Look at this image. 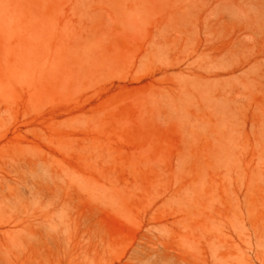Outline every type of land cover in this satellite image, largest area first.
I'll return each mask as SVG.
<instances>
[{
	"label": "rangeland",
	"instance_id": "obj_1",
	"mask_svg": "<svg viewBox=\"0 0 264 264\" xmlns=\"http://www.w3.org/2000/svg\"><path fill=\"white\" fill-rule=\"evenodd\" d=\"M0 264H264V0H0Z\"/></svg>",
	"mask_w": 264,
	"mask_h": 264
},
{
	"label": "bare ground",
	"instance_id": "obj_2",
	"mask_svg": "<svg viewBox=\"0 0 264 264\" xmlns=\"http://www.w3.org/2000/svg\"><path fill=\"white\" fill-rule=\"evenodd\" d=\"M249 6L251 7V5H249ZM252 6H254V5H252ZM255 7H256V6H255ZM255 7H254V9H253V8L250 9L249 7H243V6L237 5L236 11H237L238 13L241 12V11L244 12V13H246V12H248V10H250L251 12H254V13L256 12V13H257L258 10L256 11V10H255ZM257 9H258V8H257ZM250 11H249V12H250ZM260 13H262V14H261V17H262V16H263V12H260ZM187 14H188V13H187ZM256 15H258V14H256ZM255 23H256V22H255Z\"/></svg>",
	"mask_w": 264,
	"mask_h": 264
}]
</instances>
